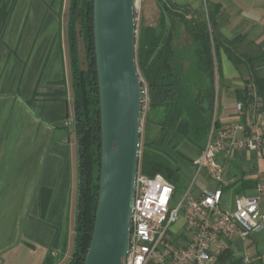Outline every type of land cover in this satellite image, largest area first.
Here are the masks:
<instances>
[{
  "label": "crops",
  "instance_id": "crops-1",
  "mask_svg": "<svg viewBox=\"0 0 264 264\" xmlns=\"http://www.w3.org/2000/svg\"><path fill=\"white\" fill-rule=\"evenodd\" d=\"M182 1L181 8L193 10L185 5L194 6L196 0ZM61 2L0 0V264H44L49 256L71 259L74 251L79 161L75 130L64 125L74 118V112L67 21L62 17ZM209 2L221 7L220 34L227 41L238 42L232 52L237 51L246 63L237 69L222 54L221 74L216 73L214 120L219 127L252 125L264 136V95L259 97L262 110L255 117L239 115L236 110L238 92L249 85L252 62L264 79V0ZM180 30L184 28L176 24L173 67L182 78L183 105H206L209 80L199 82L191 94L183 83L189 67L176 63L182 57L191 66L197 65L190 37L189 47L179 50L175 46ZM164 120V109L148 113L146 140L159 135L158 124ZM177 125L179 139L171 149L172 164L184 176L187 170L176 157L196 168L209 135L195 146L186 111ZM218 160L225 183L216 184L202 174L194 195L220 188L223 204L232 205L235 198L254 196L257 186L264 185V156L258 159L253 152L238 151ZM260 207L264 212V196ZM228 250L242 264L245 254L249 264H264V233L253 234Z\"/></svg>",
  "mask_w": 264,
  "mask_h": 264
},
{
  "label": "trees",
  "instance_id": "trees-1",
  "mask_svg": "<svg viewBox=\"0 0 264 264\" xmlns=\"http://www.w3.org/2000/svg\"><path fill=\"white\" fill-rule=\"evenodd\" d=\"M161 13L162 30L143 27L137 38V67L149 89L150 112L165 110V120L158 124L159 135L145 140L141 156V172L149 177L162 175L178 193L179 170L173 168L172 147L179 139L175 133L182 114L186 111L190 121V137L193 141L207 139L212 126L219 128L214 120L216 101V73L221 74V56L226 54L239 69L246 63L239 57L238 42H230L220 34L221 7L207 2L193 16L190 10L181 12L166 0H157ZM181 25L193 42L199 71L209 80L206 105L198 103L183 105L181 75L173 67L175 51L173 37L175 25ZM67 37L70 55L73 90L74 130L78 144L79 187L75 226L74 251L68 264H84L92 240L96 219L100 173H101V114L98 74L94 40V0H70L67 15ZM251 63V79L238 100L247 107L255 92L264 95V79ZM146 128V127H145ZM203 149V148H202ZM60 258L49 256L44 264H57ZM216 264H242L231 250L221 256Z\"/></svg>",
  "mask_w": 264,
  "mask_h": 264
},
{
  "label": "built area",
  "instance_id": "built-area-1",
  "mask_svg": "<svg viewBox=\"0 0 264 264\" xmlns=\"http://www.w3.org/2000/svg\"><path fill=\"white\" fill-rule=\"evenodd\" d=\"M143 0H135V10ZM135 20L137 21L136 17ZM247 106L236 105L239 115L255 117L262 110L256 96ZM150 111L149 89L142 81L141 132ZM73 118L65 126L74 129ZM249 151L264 156V136L252 125L234 124L210 131L201 155L195 161L194 182L204 174L216 184L225 183L224 168L218 158H230L235 152ZM140 152V160H141ZM264 185L254 196H239L232 205L223 204L220 188L205 190L196 196L189 190L178 202L175 188L162 176L149 177L139 165L131 218L129 251L125 264H216L229 247L246 241L251 235L264 233V212L260 204ZM183 229L172 232L181 218ZM245 264L250 259L245 254Z\"/></svg>",
  "mask_w": 264,
  "mask_h": 264
},
{
  "label": "water",
  "instance_id": "water-1",
  "mask_svg": "<svg viewBox=\"0 0 264 264\" xmlns=\"http://www.w3.org/2000/svg\"><path fill=\"white\" fill-rule=\"evenodd\" d=\"M94 40L102 153L94 232L84 264H125L142 134L135 0H94Z\"/></svg>",
  "mask_w": 264,
  "mask_h": 264
},
{
  "label": "rangeland",
  "instance_id": "rangeland-1",
  "mask_svg": "<svg viewBox=\"0 0 264 264\" xmlns=\"http://www.w3.org/2000/svg\"><path fill=\"white\" fill-rule=\"evenodd\" d=\"M166 1L171 7H176L181 12L184 11V8H181V6H184L182 0H166ZM206 1L209 2L210 0H196L195 3L193 4L194 6H192V4L185 5V6H190L191 8H193V10L190 9L191 15L189 16V18L191 16H193L197 10L200 9L199 5L206 3ZM61 3L62 4H60V6H61L62 11H63L62 17L65 21H67V15H68L70 0H62ZM196 8H199V9H196ZM185 10H188V9L185 8ZM135 17L137 19V21H136L137 38L139 36V31L143 27L155 28V30H157L159 33L161 32V30H162L161 13H160V10L157 6V0H143L140 3V5L138 6V8L135 10ZM189 45H191V40H190L188 34L184 30H180L178 36L175 39L176 48L179 50H181V49L184 50V48H186L187 46L189 47ZM180 54L183 57L187 56L185 53H180ZM176 63H177V65H182V66L187 67V68L189 67L186 70L187 73L184 75L183 83L187 85L190 93L193 94L195 87L198 85V83L202 82L204 80H207V78L199 72L196 63L191 66L190 65L191 61L184 60L182 57H179V59H176ZM140 76H141V74H140ZM141 80L144 81L145 85H147L146 81L143 79L142 76H141ZM190 100H191V97H188L187 101H190ZM73 123H74V118H73ZM145 124H146V122H145ZM156 128H157V126H154V132L156 131ZM145 133L146 132L143 129L142 134H141V152L144 151V143L146 140ZM156 133H154V134H156ZM200 144H201V142L195 141L196 147H198ZM181 153H182V151H181ZM141 156H142V154H141ZM176 158L181 161V163L184 165V167L187 170V171H183L184 176L179 175L180 176V189H179V191L175 197V201L178 202L189 190L192 189V192H193V189H194L195 185L197 184V182H194L195 176H196V168H193L189 164L188 161L182 159L181 157L177 156ZM140 165H141V163H140ZM160 176H162V175H160ZM185 223H186V221L182 217L181 220L172 227V232H177L178 230L183 229V227L185 226ZM70 260H71L70 258L66 259V260L65 259L63 260L62 258H60L59 263H57V264H68L70 262Z\"/></svg>",
  "mask_w": 264,
  "mask_h": 264
}]
</instances>
